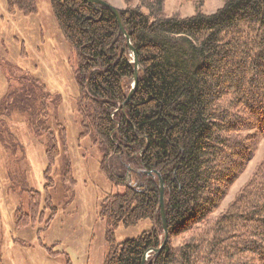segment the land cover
I'll return each mask as SVG.
<instances>
[{
  "label": "trees",
  "instance_id": "16d2710c",
  "mask_svg": "<svg viewBox=\"0 0 264 264\" xmlns=\"http://www.w3.org/2000/svg\"><path fill=\"white\" fill-rule=\"evenodd\" d=\"M8 2L26 13L36 9L35 0ZM51 2L77 54L83 134L103 151L109 180L126 186L102 202L109 245L103 264H142L163 243L160 178L169 239L146 264H264V160L214 216L264 138V0H224L214 13L191 16L166 15L165 0L119 8L142 66L130 101L135 63L115 12L87 0ZM20 79L1 109L28 114L29 127L46 138L45 177L53 185L60 148L49 118L56 99L35 77ZM66 159L64 180L74 182ZM41 198L30 190L18 226L41 217ZM44 200L52 202L50 195ZM145 219L152 230L116 242L121 224ZM179 235L186 238L174 245Z\"/></svg>",
  "mask_w": 264,
  "mask_h": 264
},
{
  "label": "rangeland",
  "instance_id": "374dc122",
  "mask_svg": "<svg viewBox=\"0 0 264 264\" xmlns=\"http://www.w3.org/2000/svg\"><path fill=\"white\" fill-rule=\"evenodd\" d=\"M117 8L136 7L141 0H105ZM36 9L24 12L0 0V264H103L109 251L107 222L101 216L108 194L123 193L126 186L112 183L101 167L103 151L83 134L78 59L54 13L51 0H35ZM224 0H165L166 15L191 16L200 9L216 12ZM31 75L44 84L56 111L49 126L60 154L51 167L46 138L29 127L27 115L4 113L2 100ZM70 160L73 181L63 177ZM264 160V138L254 157L230 186L214 216L225 211ZM41 192L40 216L26 227L17 220L29 212L30 190ZM50 195V204L44 199ZM42 210V211H41ZM153 229L150 219L136 226L120 225L116 242ZM184 235L172 238L179 245Z\"/></svg>",
  "mask_w": 264,
  "mask_h": 264
},
{
  "label": "water",
  "instance_id": "95a60500",
  "mask_svg": "<svg viewBox=\"0 0 264 264\" xmlns=\"http://www.w3.org/2000/svg\"><path fill=\"white\" fill-rule=\"evenodd\" d=\"M87 1L100 3V4H103V5L111 8L115 12V14H116V16L118 18V21H119V23L121 25V28L123 29V32H124L125 36L128 37L129 45H130L129 50H130V53H131V55L133 57V62L135 63V73H134L133 77L130 79V81L132 82V88H131V90H130V92L128 94V98H127V101H130L131 98H132V96H133V94H134V92L136 91V88H137V85H138V81H139V70L142 68V66H141V64L139 62L138 55L136 53V49L132 45L131 39L127 35V32H126V30L123 27L119 8L111 5L110 3L106 2L105 0H87ZM148 174H151V173L148 172ZM164 189H165V187H164V181H163L162 178H160L161 214H162V218H163L165 238H164V241H163V243L161 244L160 247H158V248H151V249H149L145 253L142 264H146L150 252H154L155 254H159L162 251V249L165 247V245H166V243H167V241L169 239V232H168V226H167L166 214H165Z\"/></svg>",
  "mask_w": 264,
  "mask_h": 264
}]
</instances>
